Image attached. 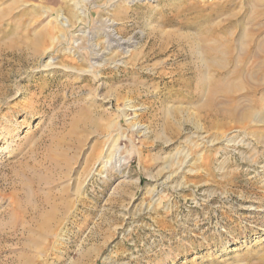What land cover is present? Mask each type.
Masks as SVG:
<instances>
[{
	"label": "rangeland",
	"instance_id": "1",
	"mask_svg": "<svg viewBox=\"0 0 264 264\" xmlns=\"http://www.w3.org/2000/svg\"><path fill=\"white\" fill-rule=\"evenodd\" d=\"M261 47L264 0H0V264H262Z\"/></svg>",
	"mask_w": 264,
	"mask_h": 264
},
{
	"label": "bare ground",
	"instance_id": "2",
	"mask_svg": "<svg viewBox=\"0 0 264 264\" xmlns=\"http://www.w3.org/2000/svg\"><path fill=\"white\" fill-rule=\"evenodd\" d=\"M58 20L61 22V24H65V18L63 17V16H61V15H59L58 16ZM264 47H261V48H259V49H257V51L255 50L254 52H253V55L255 56V57H257L258 56V58H259V56H260V53L261 52H263L264 53V49H263ZM229 52V49L228 48H225L224 50H223V53H224V55L225 54H227ZM260 59V58H259ZM226 61V62H225ZM233 61V59H226V57L224 56V59L222 58V62L224 63V64H226V63H231ZM234 62V61H233ZM235 63V62H234ZM262 66V65H261ZM226 66H223V69L225 68ZM258 68L259 67H256L255 68V71H254V69H252V68H243V67H240V68H235V69H233L232 71H229V70H227L226 68H225V70L224 71H222L221 72V74H229V73H239V72H242L244 69L246 70V72H248V73H253V75H255V74H257V72H258ZM219 72V71H218ZM258 85V84H257ZM257 85H256V87L254 86H251V84H247V86H248V92L247 93H250V96H249V99L248 100H251V101H253V92L254 91H256L257 89H259V88H257ZM217 92V89H212L209 93H208V97H207V101H206V103H205V105H202L201 107L202 108H205L206 110L207 109H209V110H207V111H212L213 112V114L214 115H219L220 113H221V115H222V117L223 118H226V117H229V116H232V114H237V110H238V108H237V106L239 105L236 101H235V99H234V97L232 96V95H229V94H227V95H225V97H226V101L227 102H229L230 103V107H228V109H230V110H226V111H223L220 107V104H219V102L217 101V99H216V96H215V93ZM263 94V93H262ZM240 113V112H239ZM238 113V114H239ZM246 114H250V112L249 111H247L246 112ZM206 115H208V114H206ZM206 115H203V117L205 116L206 117ZM240 115H242L241 113H240ZM258 115V114H257ZM244 117V116H243ZM242 117V118H243ZM245 119V118H244ZM244 119H243V121H244ZM262 260V264H264V258L262 257L261 259H260V261Z\"/></svg>",
	"mask_w": 264,
	"mask_h": 264
}]
</instances>
